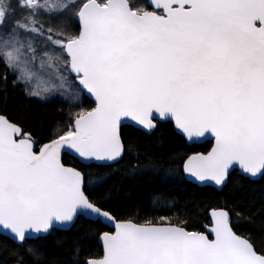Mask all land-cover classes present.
Instances as JSON below:
<instances>
[{
    "label": "snow or ice",
    "instance_id": "obj_1",
    "mask_svg": "<svg viewBox=\"0 0 264 264\" xmlns=\"http://www.w3.org/2000/svg\"><path fill=\"white\" fill-rule=\"evenodd\" d=\"M0 66V264H45L29 241L79 217L112 230L98 233L102 252L77 246L71 264H264V222L259 236L238 234L227 204L208 206L202 231L182 212L121 214L90 170L119 164L136 143L126 129L152 131L158 115L215 142L133 173L182 167L224 186L238 165L264 177V0H0ZM10 76L27 97L71 105L63 126L37 132L10 113ZM85 93L94 106H80ZM153 205L175 206L160 196Z\"/></svg>",
    "mask_w": 264,
    "mask_h": 264
},
{
    "label": "trees",
    "instance_id": "obj_2",
    "mask_svg": "<svg viewBox=\"0 0 264 264\" xmlns=\"http://www.w3.org/2000/svg\"><path fill=\"white\" fill-rule=\"evenodd\" d=\"M3 72L4 68L0 66V74ZM11 79L10 76L7 108L10 113L22 112L34 131L51 129L57 124L63 126L68 120V111L72 106L63 99L49 98L42 101L27 97L21 88L11 87ZM82 101L81 107L94 106L87 97H83ZM126 130L131 131L136 138L132 151L126 152L119 164L90 166L93 173L105 177L102 187L96 188V192L111 190L116 202L124 209L121 214L130 215L138 211L140 215L174 216L177 212H182L186 213L183 218L195 224L196 230L202 231L210 222L208 206L227 204L234 209L231 222L238 234L257 236L262 234L264 177L252 180L238 171H233L227 184L218 190L212 186H199L187 180L182 167L179 175H166L163 170L158 173L152 171L133 173L132 165H146L149 160L161 164L163 169H166L169 167L170 159L179 160L186 158L185 154L206 152L212 142L188 144L169 121L159 122L150 134L134 128ZM64 160L69 165L82 166L80 161L68 154L64 155ZM156 196L173 201L175 206L153 205V198ZM236 213L242 214L237 217ZM109 230L106 225L93 224L84 217H79L70 229H56L43 241H29V243L42 244L45 264L53 260L55 264H71L73 250L77 246L82 245L93 253L102 252L98 233ZM9 264H14V261L10 259Z\"/></svg>",
    "mask_w": 264,
    "mask_h": 264
},
{
    "label": "water",
    "instance_id": "obj_3",
    "mask_svg": "<svg viewBox=\"0 0 264 264\" xmlns=\"http://www.w3.org/2000/svg\"><path fill=\"white\" fill-rule=\"evenodd\" d=\"M85 96H87L90 100H92V101L94 102V98H92L90 95H88V94L85 93ZM167 121L173 123L176 132H178L180 135H182V136L186 139V141H187L188 144H194V143L202 144V143H205V142H207V141H212V145H211V147H210V149H209L208 151L211 150V148H212V146H213V144H214V142H215V141H214V138L211 136V134H205L204 137H195V138L189 139V138H187L184 134H182V133L180 132V130H178V129L175 127L174 121H173L172 119H170V118H161V117H159L158 115L156 116V119H155V123H156V124H157L158 122H167ZM142 131H144V132L150 134L153 130H152V131L142 130ZM208 151H206V152H208ZM201 152H202V151H201ZM206 152H202V153H206ZM65 154H67V153H65ZM68 155H69V154H68ZM72 157H74V156H72ZM74 158H75V157H74ZM76 159H77V158H76ZM77 160H78V159H77ZM78 161H79V160H78ZM69 166H72V165H69ZM233 171H238V173H240V174H242V175H244V176H246V177H249V176H247L246 174H244V173L241 171V169L239 168L238 165L235 166V167L231 170L230 174H231ZM184 176H185V178H186L187 180H189V181H191V182H193V183H195V184H197V185H199V186H212V187H214V188H216V189H218V190H221V189L225 186V185H224V186H217V185H215V184L212 183V182L201 183V182L196 181L194 178H189L187 174H184ZM249 178L252 179V180H259V179H261L262 177H255V178L249 177ZM228 180H229V178H228ZM209 216H210V210H209ZM76 220H77V219H76ZM75 222H76V221H75ZM73 225H74V223H72V224H70V225H68V226H66V227H57L56 229H58V230H68V229H70ZM107 227H109V226H107ZM109 229L112 230L110 227H109ZM100 243H101V242H100ZM101 246H102V244H101Z\"/></svg>",
    "mask_w": 264,
    "mask_h": 264
},
{
    "label": "rangeland",
    "instance_id": "obj_4",
    "mask_svg": "<svg viewBox=\"0 0 264 264\" xmlns=\"http://www.w3.org/2000/svg\"><path fill=\"white\" fill-rule=\"evenodd\" d=\"M50 98L63 99L62 97L59 96V94H56V95H54V96H52V97H50ZM82 98H83V95H82L81 99H82Z\"/></svg>",
    "mask_w": 264,
    "mask_h": 264
},
{
    "label": "bare ground",
    "instance_id": "obj_5",
    "mask_svg": "<svg viewBox=\"0 0 264 264\" xmlns=\"http://www.w3.org/2000/svg\"><path fill=\"white\" fill-rule=\"evenodd\" d=\"M159 123V122H158Z\"/></svg>",
    "mask_w": 264,
    "mask_h": 264
}]
</instances>
